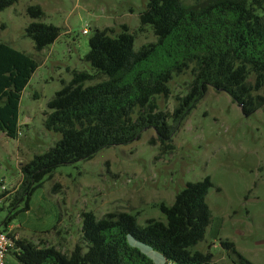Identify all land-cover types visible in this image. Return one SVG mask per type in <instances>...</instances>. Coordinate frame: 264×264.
I'll return each instance as SVG.
<instances>
[{
    "label": "trees",
    "instance_id": "obj_1",
    "mask_svg": "<svg viewBox=\"0 0 264 264\" xmlns=\"http://www.w3.org/2000/svg\"><path fill=\"white\" fill-rule=\"evenodd\" d=\"M17 1L0 0V10ZM26 12L32 19L44 15L38 4L27 5ZM139 19L157 39L138 49L126 25L117 33L97 28L89 36L84 60L108 79L85 85L92 74L73 70L48 100L43 125L60 138L20 166L13 193L0 191V210H8L3 224L20 205L29 208L31 193L61 164L132 142L146 128H153L163 149H172L175 130L208 87L226 92L245 115L264 105V0H147ZM24 31L40 51L56 40L60 28L33 20ZM36 67L30 55L0 41V131L8 137H17L21 93ZM187 70L193 74L188 92L176 96L171 112L158 109L156 97H167L173 75ZM211 185L209 176L186 182L170 205H159L165 221L148 218L140 225L129 212L96 217L83 211V243L69 253L18 238L11 254L20 264H155L129 242L132 237L159 251L163 264H225L213 260L211 252L192 249L211 221L205 198ZM221 245L237 254V264H252L232 242Z\"/></svg>",
    "mask_w": 264,
    "mask_h": 264
},
{
    "label": "rangeland",
    "instance_id": "obj_2",
    "mask_svg": "<svg viewBox=\"0 0 264 264\" xmlns=\"http://www.w3.org/2000/svg\"><path fill=\"white\" fill-rule=\"evenodd\" d=\"M146 1L18 0L0 10V41L37 63L21 93L17 137L0 131V185L6 190L13 193L18 187L23 163L60 138L58 132L45 129L43 112L54 92L71 79L72 71L92 74L85 85L108 79L84 60L95 29L117 33L126 25L134 36V49L156 41L151 27L140 24L139 13ZM29 4L40 5L44 15L30 18ZM33 20L60 28L56 40L40 51L24 31ZM192 78L190 70L173 75L170 94L156 97L158 109L171 112L176 96L188 92ZM155 136L153 128H146L132 142L104 147L90 159L57 166L52 177L31 193L29 208L21 210L22 204L16 209L10 221L12 232L67 254L74 244L83 243V211L90 210L96 217L129 212L140 225L148 218L165 221L159 205H170L186 182L209 176L212 185L205 198L211 221L192 249L211 252L218 263L237 264V254L221 245L232 242L252 264H264V105L245 115L226 92L208 87L175 130L172 149H163ZM7 213L6 208L0 210V228ZM128 240L155 264L164 263L159 251L132 237ZM7 259L9 264H20L11 252Z\"/></svg>",
    "mask_w": 264,
    "mask_h": 264
},
{
    "label": "built area",
    "instance_id": "obj_3",
    "mask_svg": "<svg viewBox=\"0 0 264 264\" xmlns=\"http://www.w3.org/2000/svg\"><path fill=\"white\" fill-rule=\"evenodd\" d=\"M0 189L6 190L4 184L0 185ZM18 238L17 234L12 232V225L10 223L4 224L0 228V264H9L7 256L14 247L15 240Z\"/></svg>",
    "mask_w": 264,
    "mask_h": 264
}]
</instances>
